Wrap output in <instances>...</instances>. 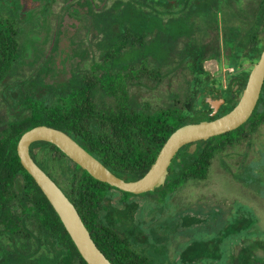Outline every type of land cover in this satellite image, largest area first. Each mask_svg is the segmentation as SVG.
I'll return each instance as SVG.
<instances>
[{
	"label": "trees",
	"instance_id": "trees-1",
	"mask_svg": "<svg viewBox=\"0 0 264 264\" xmlns=\"http://www.w3.org/2000/svg\"><path fill=\"white\" fill-rule=\"evenodd\" d=\"M12 18L16 29V53L9 59H6L5 52L11 42L10 34L8 27L0 19V96L3 94L2 87L9 85L12 78H21L22 83L18 85L24 89L23 111L20 115L11 114L12 99L4 98L7 103L0 116V235L21 237L23 241L14 244L0 243V264H88L41 188L23 167L17 150L20 138L25 132L41 125L62 130L118 177L129 181L138 180L149 171L175 130L199 122L205 117L196 103L200 89L206 84L201 79L210 76L202 65L212 54L200 49L181 53L166 52V58L156 59V63L161 65L159 69L153 68L154 66L151 68L149 64L155 60L147 57L121 64L118 58L125 49L122 45L126 41L116 35L109 40V55L101 64L95 63L90 68L93 70L92 74H82L80 71L74 75L78 78L77 83L64 85L62 90H57V85L45 84L39 80L33 82L30 89H26L27 83L23 79L28 74L24 64H20L18 52V32L21 27L18 25L19 19L16 16ZM135 64H141L142 68L133 67ZM110 65L121 70L123 75H113ZM134 69H137V73L140 70L143 75L153 70L156 76H184L189 84L184 88L182 101L160 109H153L149 102L139 103L130 96L125 82L131 75L136 77ZM190 77L194 79L189 80ZM108 78L114 81L109 82ZM99 90L107 96L111 95L116 101L113 106L115 111L104 115L114 119L113 135L108 131L96 130L90 122V111L96 108L90 95ZM60 92L63 94L61 98L57 97ZM41 93H46L47 97H40ZM261 123L258 117H254L236 131L208 141L201 140L193 154L180 152L177 158L181 162L174 161L167 183L160 190L172 193L191 180L205 181L213 159L233 142L242 140L243 136L239 138L238 133L244 129L251 131ZM36 147L43 149V152H34ZM30 152L34 161L75 205L89 231L100 227L105 218H99L94 213L103 204L112 187L93 178L51 143H34ZM123 194L126 197L134 196L126 192ZM106 236L114 235L108 230ZM100 237L101 235L93 239L109 258L101 245L105 237ZM188 251L193 252L194 246ZM109 260L118 264L110 258Z\"/></svg>",
	"mask_w": 264,
	"mask_h": 264
},
{
	"label": "flooded vegetation",
	"instance_id": "flooded-vegetation-1",
	"mask_svg": "<svg viewBox=\"0 0 264 264\" xmlns=\"http://www.w3.org/2000/svg\"><path fill=\"white\" fill-rule=\"evenodd\" d=\"M11 16L19 19L18 25L21 27L18 32L20 34L18 52L20 64H24L28 74L23 79L27 83L26 89H30V85L39 80L45 84L57 85V90H62L64 85L77 83L78 78L74 76H69L68 81L60 79L72 59L71 51L81 48L89 55L94 52L95 45L98 48L104 46L107 57L111 52L109 40L116 35H120L123 41H126L123 47L138 49L141 52L146 49L155 51L157 48H162L168 53L204 50L212 54V57L203 62L204 69L208 61L220 65L224 58L226 66L233 70L249 65L245 70L229 78H214L209 73V77L201 79L202 83L207 84L197 95L196 106L202 111V116H205L201 121L217 119L238 105L251 70L264 51V0H0V19L8 27L11 40L5 52L6 59L12 58L16 53L15 21ZM176 22L182 27L178 33L174 28ZM104 58L101 57V60ZM157 61L151 62L150 67L161 68ZM101 62H93L90 68L93 64ZM135 66L142 68L141 64H135L133 67ZM151 71L143 75L139 70L140 73H135L136 77L131 75L128 79L140 83L141 79L149 77L161 83L165 79L169 80L172 75L156 76L154 71L153 75ZM50 73L54 76L51 82L48 81ZM192 79L194 78L190 77L189 80ZM184 82L189 84L186 78ZM21 83V78L18 80L12 78L9 85L2 87V97L12 99L11 114L20 115L23 111L24 89L18 85ZM62 95L60 92L57 97L61 98ZM101 95L97 93L90 95L92 104L96 106L90 111V122L96 130L108 131L113 135L114 119L106 118L104 115L115 111L113 106L116 101L111 95ZM39 96L46 98L47 94L41 93ZM210 100L220 101L219 107L213 108ZM254 117H258L262 123L251 131L244 129L239 132L238 137L243 136L242 140L233 142L227 149L250 139L254 131L264 124V84L255 110L248 121ZM190 146L191 144L186 145L181 150L189 152ZM177 156L173 163L180 159ZM113 189L123 194L121 190L112 187L111 190ZM123 197L126 198L124 194ZM110 208L111 206L107 211L103 204L97 208L94 214L99 218H105L102 222L103 227L101 225L93 228L90 232L91 236L96 238H99V235L102 238L104 235L101 245L109 258L118 264H148L146 262L162 264L156 257L163 249V242L160 243L159 238L155 236L152 238L138 236L132 228L126 229L123 223L110 219L115 210L125 211ZM238 224L237 228H243L246 221L242 220ZM108 230L114 236H106ZM1 235L0 243L14 244L23 241L21 237L5 236L2 233ZM189 248L191 246L187 251ZM163 251L167 252L164 249ZM255 261L256 264H264Z\"/></svg>",
	"mask_w": 264,
	"mask_h": 264
},
{
	"label": "rangeland",
	"instance_id": "rangeland-1",
	"mask_svg": "<svg viewBox=\"0 0 264 264\" xmlns=\"http://www.w3.org/2000/svg\"><path fill=\"white\" fill-rule=\"evenodd\" d=\"M174 28L177 33L182 30L179 22ZM93 49L89 55L81 48L71 51L72 59L60 79L68 81L69 76L80 71L92 74L91 64L101 62V57L107 55L104 46L95 45ZM149 50L141 52L127 47L119 55V62L128 64L142 57L156 60L167 56L162 48ZM248 66L233 70L226 66L224 58L220 65L208 61L205 69L214 78H229ZM109 68L113 75H123L117 67ZM51 79H54L52 73L48 81ZM126 81L135 100L149 102L153 109L182 101L186 87L182 75H171L161 83L149 77L140 83ZM97 94L103 93L99 90ZM179 96L182 97L178 99ZM6 103L1 94L0 116ZM34 152L41 153L43 149L36 147ZM167 193L168 190L158 189L124 198L113 189L107 193L103 205L107 211L109 206L125 210H115L110 219L123 223L126 229L132 228L138 236L158 237L168 252L163 249L158 252L156 260L162 264H234L235 260V264H256L255 260L264 263V124L250 139L218 154L206 181L191 180L175 192ZM242 220L246 221L245 227L237 228ZM190 246H194V251L189 253Z\"/></svg>",
	"mask_w": 264,
	"mask_h": 264
},
{
	"label": "water",
	"instance_id": "water-1",
	"mask_svg": "<svg viewBox=\"0 0 264 264\" xmlns=\"http://www.w3.org/2000/svg\"><path fill=\"white\" fill-rule=\"evenodd\" d=\"M263 84L264 51L258 63L251 70L238 105L217 119L190 123L175 130L161 148L149 171L138 180L129 181L118 177L70 135L45 125L34 127L22 135L18 142V155L23 167L34 178L58 214L84 260L88 264H113L96 245L75 205L34 161L30 152L31 145L37 142H48L55 145L93 178L123 192L134 195L153 192L166 185L173 160L184 146L191 144L189 152L194 153L197 149V142L229 133L246 123L255 110ZM210 102L213 108L220 105V101L217 100H210ZM182 151L185 152L184 149ZM178 161L180 162L181 159Z\"/></svg>",
	"mask_w": 264,
	"mask_h": 264
}]
</instances>
